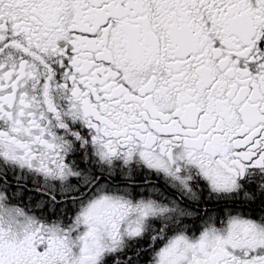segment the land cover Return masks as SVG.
<instances>
[{
  "label": "snow or ice",
  "instance_id": "6c2138e0",
  "mask_svg": "<svg viewBox=\"0 0 264 264\" xmlns=\"http://www.w3.org/2000/svg\"><path fill=\"white\" fill-rule=\"evenodd\" d=\"M0 264H264V0H0Z\"/></svg>",
  "mask_w": 264,
  "mask_h": 264
}]
</instances>
